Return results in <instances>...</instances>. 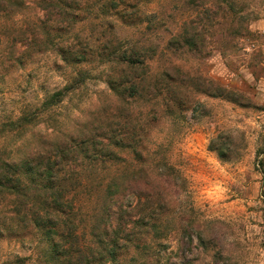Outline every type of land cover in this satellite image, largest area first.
<instances>
[{"label": "rangeland", "instance_id": "obj_1", "mask_svg": "<svg viewBox=\"0 0 264 264\" xmlns=\"http://www.w3.org/2000/svg\"><path fill=\"white\" fill-rule=\"evenodd\" d=\"M176 4L179 6L174 5L167 15L136 17L142 30L139 25L109 17L106 10L119 6L109 1L95 11L94 4H87L75 20L53 14V23L30 25L19 13L15 23H9L8 15L0 16V113H8L5 120L13 115L10 108L19 111L20 118L31 114L37 94L43 109L45 99L62 89V77L53 78L50 73L82 71L87 75L86 70L94 63L88 55L93 51L88 44L98 29L103 31L97 44L104 36L108 39L97 51L107 48L118 55L131 44L132 48L139 47L157 68L179 57H186L185 63L205 62L203 69L196 71L215 77L216 86L209 91L213 94L195 89L198 99L179 100L173 96L168 109L159 101V111L156 106L148 107L157 99H149L150 93L140 89L135 95L141 114L147 116V127L163 123L170 129L166 142L156 146L152 157L155 164L168 165L170 179L177 185L169 188L172 194L178 190L184 196L181 204H162L165 212L158 215L151 239L159 242V250L175 249L170 254L175 264H206L202 255L216 247L222 252L224 244L231 246L237 258H224L221 252H215L213 264L218 257L222 262L227 259L231 264H249L244 259L249 254L244 251L248 247L257 249L252 264H260V252L264 251V155L258 156L257 151L264 139V0H176ZM73 48L82 55L68 63ZM194 48L199 49V56L190 54ZM162 72L165 71L159 74ZM85 83L93 94L98 87H107L96 77ZM180 83L183 86L184 82ZM129 85L125 86L128 93ZM218 89L236 102L213 96ZM189 110L191 117L186 115ZM96 149L100 151V146ZM110 151L124 158L125 149L111 147ZM86 161L81 156L72 163H78L80 168ZM142 161L147 163L143 156ZM94 216L87 218L82 213L79 218L86 226L90 219L95 220ZM136 231L143 233L145 228ZM95 245L89 246L92 253L86 252L83 264L96 254ZM104 264H125V260L114 258L104 260Z\"/></svg>", "mask_w": 264, "mask_h": 264}, {"label": "clouds", "instance_id": "obj_2", "mask_svg": "<svg viewBox=\"0 0 264 264\" xmlns=\"http://www.w3.org/2000/svg\"><path fill=\"white\" fill-rule=\"evenodd\" d=\"M20 2L23 7L17 9L9 3V0H0V9L7 10L9 23H15L17 13L30 25L54 22L53 13L57 10L49 7L48 0H20ZM76 2L82 9L92 3L95 11L96 8L103 6L105 0H76ZM117 3L118 8L106 10V14L116 20L123 19L128 24L139 25V30H142L143 25H140L136 17L149 18L153 14L159 17L162 13L167 15L172 12L174 5L179 6L176 0H117ZM66 4L68 7L64 9L65 13L70 10L73 0H66ZM125 13L127 15H124ZM2 15L3 13H0V16ZM135 30L137 29L134 28L133 31ZM196 30L199 31V28ZM102 31L103 29H98L88 44L89 48L93 49L88 55L94 63L86 70L87 77L81 76L79 80L96 77L98 81L105 82L107 87H98L93 94V89L87 83L79 85L75 72H53L49 75L53 78L57 75L61 76L63 83L69 84L70 88H77L76 93H72L70 88L65 89L51 102L56 107L47 111L39 107L42 98L37 94V99L32 101L31 114L27 115L26 120H21L20 112L11 108L9 111L13 115L10 120H5L7 112L0 113V161H6L5 165H0V179L16 178L21 156H39L47 160L57 159L60 156L74 157L80 153L87 158L79 181L80 187L75 193L78 194L77 207L81 211L90 215L99 213L102 216H115L116 212L112 207L114 203L117 206L120 203H130L132 208L126 211L141 210L147 213L144 217L143 233L125 228L118 236H114L115 223H98L96 254L88 257V264H104V260L110 261L112 256L109 249L113 248L116 253L115 259L123 258L125 264H165V260L168 264H175L170 255L175 249L159 250L156 248L159 242L151 239L152 227L158 223V215L165 212V208H157L156 204L168 203L172 206L181 204L184 199L183 194L178 190H175L176 194L173 195V190L164 184L163 179L155 178L152 169V164L155 163L152 152L158 144L166 142L170 129L163 123L160 126L147 127V116L141 114L138 98L136 96L129 98L130 93L125 91V86L129 83L135 84L138 93L140 89H144L151 94L149 99L159 90L160 96L148 105V107L156 106L159 111V101L168 103L169 98L173 96L179 100L186 97L190 99L196 97L195 89L213 90L216 86L215 77L212 74L205 75L203 70L196 71V68L203 69L205 62L195 64L192 60H188L185 63L186 57L170 60L169 63L157 68L139 47L133 49L131 44L121 49L118 55H114L107 48H100L97 51L98 46L103 45L108 39L104 36L99 39V45L97 44ZM180 48L184 50L182 41ZM125 52H127L126 56ZM190 54L199 56V49H191ZM79 55L82 53L73 48L67 62L71 63ZM138 60L144 61L141 67L130 66ZM63 68L64 64H61V69ZM145 68L150 70L145 72ZM161 71L168 72L170 79L160 77ZM154 78L159 80L156 87H153ZM209 80L212 83H209ZM181 81L184 82L183 86ZM63 83L60 84L61 88ZM186 115L191 117V110ZM261 123L264 124V120ZM5 124H8V127H5ZM97 136L105 143L118 140L125 149L122 153L123 160L115 164L104 163L112 158L96 151L94 141ZM141 156L147 160V163L141 160ZM36 163L35 160L25 161L26 165L32 167ZM9 165L11 167H8ZM40 171L43 172L44 169ZM65 175L66 172L60 173L59 176L53 174L52 179L58 180ZM113 181H118L120 185L119 191L122 194L119 196L117 184ZM162 196L165 199H161ZM71 199L72 194L64 196L65 202ZM59 202L54 197L53 206ZM62 211L67 215L69 209L64 208ZM63 232V228L41 224L39 218L30 215L27 209L19 215L10 211H0V264H61L64 251L68 247ZM114 240L115 244H113ZM222 247V252L220 247H216L202 255V261L213 264L212 257L215 252H221L224 258H237V253L229 244H224ZM244 251L249 253L244 259L252 264L257 249L248 247ZM157 252L158 255L155 254ZM260 257V264H264V251L260 252ZM216 264H231V262L227 259L222 262L218 257Z\"/></svg>", "mask_w": 264, "mask_h": 264}, {"label": "trees", "instance_id": "obj_3", "mask_svg": "<svg viewBox=\"0 0 264 264\" xmlns=\"http://www.w3.org/2000/svg\"><path fill=\"white\" fill-rule=\"evenodd\" d=\"M105 1L117 3V0ZM9 3H11L13 7L17 9H21L23 7L20 0H9ZM48 5L49 7L57 10L53 13L55 16L58 15L66 17L69 20L79 19L81 14H83L84 12V8L82 9L80 4L77 3L76 0H73L70 11L67 13L64 12V9L68 7V5L66 4V0H48ZM0 13H3L2 16H6L7 10L0 9ZM133 49L136 48L133 47ZM124 55L126 56L127 52H125ZM141 65H143V61L138 60L136 62H133L130 66L140 67ZM167 73L168 72H162L161 74H159V76L168 79ZM81 76L87 77L85 72L80 71L76 74L77 80H79ZM86 80L87 79L79 80V85H83ZM158 83L159 80L155 78L153 81V87H156ZM69 88V84H66L62 89L51 93L43 102V109L47 111L54 108L56 105L51 102L54 101L58 96H60L61 92H64L65 89ZM128 89L131 94L130 96H135L137 94V86L135 84L130 83ZM218 90L219 93H216V95L213 96L228 100L233 103L236 102L234 99L229 97V95H224V91L222 89ZM70 91L72 93H76L77 88L72 87L70 88ZM199 92L213 94L209 93V91ZM160 94L161 93L159 92V90H157L156 95L153 97L157 98L158 96H160ZM162 107L168 109V103H165L163 101ZM261 111H264V109H262ZM26 118L27 116H23L20 119L26 120ZM94 145L96 148L97 146H100V151H97L96 149L98 153L112 158L111 160L104 161V163L107 162L115 164V162L123 160L118 158L119 156L116 153L110 151L111 147L118 148L119 150L123 148L118 140L105 143L104 140L97 136L96 140L94 141ZM104 149L107 150L103 151ZM257 155H264V139L261 148L257 151ZM81 156L82 155L80 153H77L74 157L60 156L57 159L49 158L47 160L39 156H21L20 162L17 165L16 178L0 179V211H10L19 215L22 211L27 209L30 215H36L39 218L41 224L51 225L53 227L64 229L63 235L67 239L68 247L64 251V259L61 261V264H83V262L87 258V256H85L87 255L86 252L89 251V254L92 253L89 246L97 243L96 228L98 223H115L116 232L113 235L118 236L119 232L125 228H130L136 231L137 228L144 227V217L147 215V213H144L141 210L126 211V209L132 208V205L130 203H120L118 206L116 203H114L112 207L113 209H115V216H102L101 214L96 213L94 214L95 216L93 218L95 220L92 222V220L90 219L88 221V225L86 224L85 226L83 224L84 220L81 221L79 217L83 213L85 217L89 218L90 214L81 211V209L77 207L78 194H75L76 189L80 187L79 181L84 171V167L79 168L80 165L78 163H72L74 160H77V158ZM84 158L85 160H87L86 157ZM31 160L37 161L34 167L25 164V161ZM5 164L6 161H0V165ZM152 165L155 178L163 179L164 184H167L169 188H175L177 186L175 183H173L172 179H170L168 173V165H166L165 163H154ZM8 167L11 166L9 165ZM40 169H44V171L42 172L40 171ZM77 169H80V171H77ZM62 172H66V175L60 177L58 180L52 179L53 174L59 176V174ZM113 183L117 184V195H121L122 193L119 191L120 185L118 181H113ZM69 194H72V199L65 202L64 196ZM54 197L60 201L55 206H53ZM156 207L160 208L162 207V204H156ZM64 208L69 209L67 215H65L62 211V209ZM109 211H111V209ZM179 222L181 223L180 220ZM86 236L88 237L89 241H86ZM113 244H115V240L113 241ZM109 253L112 256V259H114L116 256L114 248L109 249Z\"/></svg>", "mask_w": 264, "mask_h": 264}]
</instances>
